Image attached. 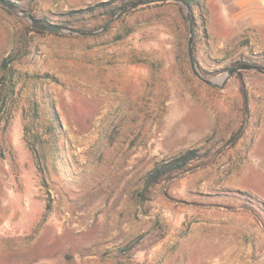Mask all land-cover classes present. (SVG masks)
<instances>
[{"label":"rangeland","instance_id":"obj_1","mask_svg":"<svg viewBox=\"0 0 264 264\" xmlns=\"http://www.w3.org/2000/svg\"><path fill=\"white\" fill-rule=\"evenodd\" d=\"M0 1L17 11L0 3V264H215L219 210L227 264H264V74L200 80L174 3L81 36L30 30L20 13L98 29L130 0ZM200 3L191 15L201 74L264 68L251 32ZM187 149L204 156L146 185L157 163Z\"/></svg>","mask_w":264,"mask_h":264},{"label":"water","instance_id":"obj_2","mask_svg":"<svg viewBox=\"0 0 264 264\" xmlns=\"http://www.w3.org/2000/svg\"><path fill=\"white\" fill-rule=\"evenodd\" d=\"M162 1H175L179 3L185 13V17L188 22V44H187V51H188V57L190 61V67L192 69V72L203 82H205L208 85L215 86V87H222L223 84L227 81V79L234 73H238L241 70H251L255 72H259L261 74H264V68L258 65H253V64H248V63H241L237 64L235 66L229 67L226 72L219 76V77H214V78H207L204 75L201 74V72L197 69V65L195 62V58L193 55V18L191 15V10H190V5L185 2V0H136L132 1L131 3L125 5L124 7L118 9L116 12H114L109 19L98 29H81V28H74V27H68V26H57V25H50L46 23H41L36 21L31 17L30 14L26 12H21L24 17H26L30 21V25L36 29L42 30V31H50V32H60L64 34H71V35H81V36H96L99 35L107 30V28L111 25L113 21H115L117 18H119L121 15L127 13L129 10L141 6V5H146L149 3H154V2H162ZM2 5L5 7L11 9L13 12L17 11L7 5L6 3L0 1ZM19 13V12H18Z\"/></svg>","mask_w":264,"mask_h":264},{"label":"crops","instance_id":"obj_3","mask_svg":"<svg viewBox=\"0 0 264 264\" xmlns=\"http://www.w3.org/2000/svg\"><path fill=\"white\" fill-rule=\"evenodd\" d=\"M106 1V0H105ZM206 6H218L219 13L230 15L234 25L246 28L258 49L264 50V0H205ZM215 3V4H212ZM210 10V9H209ZM212 11V9H211ZM216 220L222 223L224 229L220 256L215 264H227V211L219 210Z\"/></svg>","mask_w":264,"mask_h":264},{"label":"trees","instance_id":"obj_4","mask_svg":"<svg viewBox=\"0 0 264 264\" xmlns=\"http://www.w3.org/2000/svg\"><path fill=\"white\" fill-rule=\"evenodd\" d=\"M113 0H108V1H102L97 3L96 7H100V8H107L111 2ZM132 1H136V0H130L127 2H123L118 8H110L109 9V15L111 16L117 9H119L121 6L127 5L129 3H131ZM185 2H187L190 5V10L192 12V7L194 5L198 6V7H202L200 0H185ZM166 3H174L176 5H178L179 9L181 10V5L175 1H162V2H154V3H149L146 5H141V6H137L129 11H133L137 8H146V7H152V6H157V5H162V4H166ZM38 22L41 23H46L42 20L39 19H35ZM51 25V24H50ZM64 26V25H63ZM28 29L33 30V31H37V32H41L42 30L36 29L30 25L27 26ZM237 64H241L239 62H236L233 64V66L237 65ZM2 90V89H1ZM0 90V92H1ZM2 96V94H1ZM202 156H204L202 153H200L197 149H187L186 151H184L183 153H181L180 155L173 157L169 160H164L160 163H157L147 174L146 176V185L147 186H151L155 183L160 182L161 180L165 179V178H169L170 176H178V175H183L186 172H188L189 167L188 164L190 162H192L193 160H198L199 158H201Z\"/></svg>","mask_w":264,"mask_h":264},{"label":"bare ground","instance_id":"obj_5","mask_svg":"<svg viewBox=\"0 0 264 264\" xmlns=\"http://www.w3.org/2000/svg\"><path fill=\"white\" fill-rule=\"evenodd\" d=\"M69 218V217H68ZM71 219V218H70ZM69 219V220H70ZM66 220V219H65ZM68 220V219H67ZM68 223V222H67ZM70 224V223H69ZM73 226V225H72ZM72 226H70V227H72ZM70 227H69V229H70ZM52 245H54V243H52V242H49V243H46V244H43L42 246L44 247V248H50V246H52ZM46 251H48V250H46ZM50 251H51V249H50ZM50 254H52V253H50Z\"/></svg>","mask_w":264,"mask_h":264}]
</instances>
